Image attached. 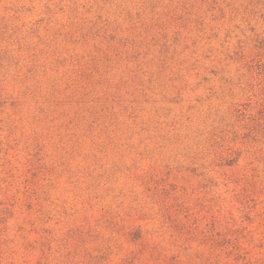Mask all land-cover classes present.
<instances>
[{"label":"rangeland","instance_id":"1","mask_svg":"<svg viewBox=\"0 0 264 264\" xmlns=\"http://www.w3.org/2000/svg\"><path fill=\"white\" fill-rule=\"evenodd\" d=\"M0 264H264V0H0Z\"/></svg>","mask_w":264,"mask_h":264}]
</instances>
